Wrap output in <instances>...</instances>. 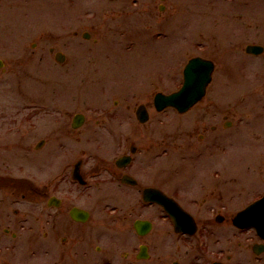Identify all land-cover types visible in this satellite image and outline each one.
<instances>
[{
  "label": "flooded vegetation",
  "instance_id": "af4514ba",
  "mask_svg": "<svg viewBox=\"0 0 264 264\" xmlns=\"http://www.w3.org/2000/svg\"><path fill=\"white\" fill-rule=\"evenodd\" d=\"M133 1L138 13L148 15L153 5L166 11L169 0H160L158 5L151 0ZM203 3L212 10L205 16L209 28L204 26L202 31L206 35L200 53L193 52L185 65L189 59L201 57L212 61L216 71L222 67L224 53L218 47L221 40L211 30L219 24L225 28L222 16L228 14L227 10L231 11L227 17L233 20V9L246 10L250 3ZM220 5L225 7L221 9ZM77 6L79 0H0V17H43L52 9L57 11L56 18L63 15L65 18L55 21L51 36L54 45L48 51L60 66L69 69L66 74L79 69L86 62L84 58L88 61L82 68L106 67L113 50L120 53L136 47L137 36L126 48L120 40L123 30L103 31L90 22L102 19L99 10L90 20L81 13L78 21L88 27L78 28L75 20L68 21ZM32 20L27 19L26 25ZM37 21L44 29L52 24L48 19ZM96 31L99 37H94ZM173 36V30L163 26L141 37L139 45L144 41L165 53L160 44H170ZM39 45L33 44L34 49H40ZM248 45L233 43L232 60L243 62L241 68L246 59L264 58V45L261 54L248 52ZM188 46L184 55H190ZM101 58L106 60L102 65ZM164 58L162 61L169 56ZM2 61L0 74L6 67ZM215 71L205 96L183 113L172 107L164 111L155 108L158 93L170 94L178 89L170 84L173 76L159 72L155 80L165 87L154 90L152 105L154 114L165 116L161 120L146 104L132 109L131 104H124V93H112L116 98L94 111L101 118L90 124L93 119L79 111L63 131L53 129L51 139L42 138L35 145L38 156L27 154L28 160L42 170L52 167V174H56L51 178L36 179L32 173L21 178L0 175V264H264V237L252 227L241 228L235 223L241 210L264 196V189L244 199L252 194L247 187L253 179L247 174L254 163H248L249 158L242 160L245 163L233 158V144L244 135L241 127L245 117L251 129L260 126L264 99H255L259 97L256 93L242 96L233 104L235 115L233 109L222 110V99L212 89ZM76 87L81 89L83 85ZM54 95L60 96L55 91ZM91 97L81 94L85 103ZM38 105L32 101L24 105L27 118L37 111L62 113L56 104L54 108H37L40 111L34 108ZM66 136L83 149L74 164L62 167L56 158L67 147ZM228 153L232 157L227 159ZM261 165L258 172L264 176ZM241 199L243 206L238 207ZM142 222L149 223V229H143ZM148 236L151 242L144 241Z\"/></svg>",
  "mask_w": 264,
  "mask_h": 264
},
{
  "label": "rangeland",
  "instance_id": "374dc122",
  "mask_svg": "<svg viewBox=\"0 0 264 264\" xmlns=\"http://www.w3.org/2000/svg\"><path fill=\"white\" fill-rule=\"evenodd\" d=\"M153 1L157 5L160 2V0H151V2ZM252 1V5L246 10L233 9V20L227 17L231 12L227 10L228 14L222 16L226 20L225 28L217 30L221 39L218 47L224 53V55L221 54L224 62L220 61L222 67L215 71V75H217L215 92L222 99L219 100L220 108L222 110L233 109V115H235L233 104L242 96L256 93L259 94V97H255V99H264L263 57L246 59L244 74L241 69H233L241 67L243 63L233 62V49H235L233 43L241 46H246L248 43L264 45V0ZM133 2V0H79V6L69 13L68 21L75 20V25L79 26L78 28L82 26L87 28L88 25H82L78 21L81 13L90 20L93 12L99 10L101 13L99 18L102 19L90 22L98 24L103 31L123 30L125 34H122L120 40L122 44L126 45V48L134 44V37L137 36L135 38L136 47L132 51L120 53L113 50L110 54L112 58L106 63V67L103 65L100 68H82L87 65L88 61L84 58L86 62L79 66V69H72V73L68 72L67 74L65 72L69 69L60 66L55 61L54 54H50L48 51L50 46L54 45V37L51 38V36L55 32V21H61L65 18L63 15L56 18L57 11L52 9L43 17L40 14L25 19L19 15L12 16L11 19L5 15L4 18L0 17V59L6 63L5 70L0 74L1 176L21 178L32 173L36 179L38 177L45 180L51 178L56 174H52V167L42 170L40 165L28 160L27 154H29L28 157L38 156L35 145L42 138L51 139L54 134L53 129L62 130L64 126L70 125L74 115L79 111L88 114L93 119L90 124L94 123V120L101 118L100 114H95L94 111L105 108L108 101L116 98L112 93L116 94L117 92L125 94V105L131 104L133 109L134 106L136 108L140 104H146L149 112L154 114L152 93L156 88L165 87L159 80H155L159 72H162L163 76L167 74L173 76V82L170 84L174 89L181 85L182 71L187 58L193 52L200 50L198 48L194 51L193 46H196L195 44L198 42L201 43L203 36L206 35L202 33L204 26L209 28L208 18L206 19L205 16H207V12L212 11L211 7L208 4L205 5L203 0H169L166 11H160L158 6L153 5L149 10L150 13L145 15L137 12ZM120 7L123 8V11ZM220 7L223 9L225 6L220 5ZM37 18L50 20L49 23H52L50 29L40 26ZM27 19L35 20V23L31 24L32 20L29 25H26ZM170 20L172 26H170ZM188 22L190 23L187 26ZM163 26H167L175 34L170 44L161 42L160 46H164L165 53L160 51V47H158L159 51H156L158 48L152 49L150 43L145 45L144 41H141L139 45L141 37L149 31ZM213 32L217 34L216 31ZM99 36V32L96 31L94 37ZM36 42L40 43V49H34L33 44ZM187 44L190 55H187L188 53L184 55ZM106 49L108 51L107 47ZM199 53L200 51H198ZM166 55L169 56L168 60L162 61L166 59L164 58ZM104 61L106 60L102 61L101 58L100 65ZM171 61L172 63H170ZM220 62L219 64H221ZM240 82H242L241 86H239ZM78 85H83V87L77 89ZM54 91L60 96L54 95ZM82 93L91 95V101L85 103L81 99ZM31 101L35 105L41 104L34 107L36 110H39L37 108H54L56 104L62 113L59 115L58 113L51 112L50 114L43 111L39 113L37 111V113H30V117L27 118L24 105ZM263 104L264 102L261 103V105ZM246 105L251 108L249 104ZM64 110L68 115H65ZM259 115L260 126L255 125L256 128L253 129L249 126V118L245 117L241 127L244 135L237 142L238 146L233 144V158L239 160V163H245L242 160L249 158L248 163H254L249 165L252 167V169L249 168L252 173L247 174L249 178L253 179L250 187H247L252 194L243 197L244 199L252 198L255 193L264 189V176L258 172L263 166L261 164H264V113L259 111ZM154 116L160 120L165 117L156 113ZM162 129L167 128L163 127ZM64 140L67 142V147L56 158V161L63 163L62 167L65 166V163L66 165L67 163L74 164L83 149L79 146L75 147V143H72L67 136ZM255 143L258 145H254ZM258 155L262 158L257 159ZM225 157L228 159L232 156L230 157V153H228ZM236 160L233 162L238 163ZM234 169L233 166V172ZM237 202L238 207L243 206L242 199ZM144 241L151 242V238L148 236Z\"/></svg>",
  "mask_w": 264,
  "mask_h": 264
},
{
  "label": "water",
  "instance_id": "95a60500",
  "mask_svg": "<svg viewBox=\"0 0 264 264\" xmlns=\"http://www.w3.org/2000/svg\"><path fill=\"white\" fill-rule=\"evenodd\" d=\"M258 52H261L259 48H253ZM251 50V49H250ZM198 61L192 63V65L188 66L186 69V84L185 86L178 92L168 96V97H160L159 101L163 103L165 107L167 105L174 106L179 110H184L188 108L192 103L197 101L201 97V93L205 88V83L209 79L200 76L199 71L204 70L206 68H201L196 66ZM1 65V63H0ZM211 68H209L210 70ZM211 71V70H210ZM238 222H244L247 225H252L257 228V230L264 235V198L257 203L253 204L249 209L241 213L237 219ZM148 224H143V229H149Z\"/></svg>",
  "mask_w": 264,
  "mask_h": 264
}]
</instances>
